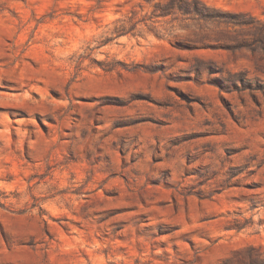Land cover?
Listing matches in <instances>:
<instances>
[{
	"label": "rangeland",
	"instance_id": "374dc122",
	"mask_svg": "<svg viewBox=\"0 0 264 264\" xmlns=\"http://www.w3.org/2000/svg\"><path fill=\"white\" fill-rule=\"evenodd\" d=\"M217 3L227 16L260 12L255 0ZM166 10L161 0H0V264L264 258V70L228 66L255 55L247 41L168 45L247 75L240 88L141 68L161 47L147 22ZM121 80L155 111L105 127L89 97L125 91ZM149 137L170 146L153 164L179 156L183 166H149L161 179L133 192L124 169Z\"/></svg>",
	"mask_w": 264,
	"mask_h": 264
},
{
	"label": "clouds",
	"instance_id": "9594fccd",
	"mask_svg": "<svg viewBox=\"0 0 264 264\" xmlns=\"http://www.w3.org/2000/svg\"><path fill=\"white\" fill-rule=\"evenodd\" d=\"M167 5L169 15L164 21L147 22L149 27L159 35V40L155 43L161 47L152 48L150 52L156 53L151 62H145L141 68L148 71H158L161 79L167 78L171 83L174 79L192 78L199 82H207L213 78L224 81L228 87H241V80L247 81V75H228L220 69L218 65L210 64L206 58H200L197 53L191 55L177 52L168 45L177 47L209 46L222 42L235 43L237 41H247L255 55L251 51L246 53V59L240 60L239 57L228 58V66L233 72H240L243 67L252 68L254 65L264 70V0H255V5L260 12L253 14H242L238 16H227L223 9L227 5L217 3V0H161ZM247 26V27H245ZM143 28V25L139 26ZM151 39V37L149 38ZM186 57V62L180 57ZM184 69L185 71H181ZM131 70L136 71V68ZM119 71V69H117ZM254 84L255 81H252ZM264 83V80L261 81ZM117 87H122L125 91H118L111 96L89 97V113L96 117L97 122L104 124L105 127L119 123L122 119L133 114L150 116L154 109L148 104L137 102L138 97L134 94L135 86L128 80H121ZM69 94L64 97L65 101L71 100ZM63 111H76V101L72 105H60ZM163 111V110H160ZM177 127V126H173ZM136 148L134 143L125 146L126 152H131ZM170 146L164 138L159 143L149 137L140 147L144 158L139 163L129 164L124 172L127 173L130 189L134 192L145 185L146 179H161L155 173L149 171V166L153 169L173 167L179 162L183 166V160L179 156L171 164H153L155 157L159 159ZM138 170V171H137ZM182 174V173H181ZM136 185V188H131Z\"/></svg>",
	"mask_w": 264,
	"mask_h": 264
},
{
	"label": "trees",
	"instance_id": "16d2710c",
	"mask_svg": "<svg viewBox=\"0 0 264 264\" xmlns=\"http://www.w3.org/2000/svg\"><path fill=\"white\" fill-rule=\"evenodd\" d=\"M248 264H264V258L251 257Z\"/></svg>",
	"mask_w": 264,
	"mask_h": 264
}]
</instances>
